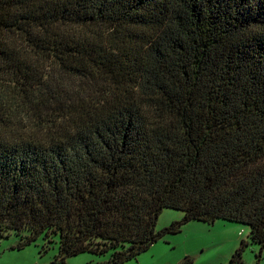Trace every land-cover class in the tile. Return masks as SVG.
Here are the masks:
<instances>
[{
	"label": "trees",
	"instance_id": "1",
	"mask_svg": "<svg viewBox=\"0 0 264 264\" xmlns=\"http://www.w3.org/2000/svg\"><path fill=\"white\" fill-rule=\"evenodd\" d=\"M217 220L264 247V0H0V238L125 264Z\"/></svg>",
	"mask_w": 264,
	"mask_h": 264
},
{
	"label": "rangeland",
	"instance_id": "2",
	"mask_svg": "<svg viewBox=\"0 0 264 264\" xmlns=\"http://www.w3.org/2000/svg\"><path fill=\"white\" fill-rule=\"evenodd\" d=\"M183 214L179 211L164 209L159 215L156 230L180 221ZM249 228L237 223L217 220L212 224L190 221L183 225L180 232L167 235L136 259L125 264H178L186 257L192 264H235L232 256L246 243L242 251L241 264H264V247L249 241ZM18 238L11 235L0 238V264H54L58 245L55 243L47 252L41 247L43 240L16 249ZM89 254H81L67 260L65 264H88L103 261Z\"/></svg>",
	"mask_w": 264,
	"mask_h": 264
}]
</instances>
